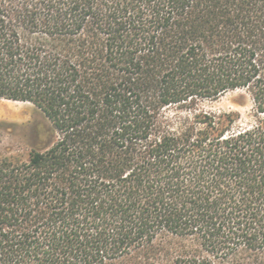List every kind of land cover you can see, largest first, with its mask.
<instances>
[{"label": "trees", "instance_id": "obj_1", "mask_svg": "<svg viewBox=\"0 0 264 264\" xmlns=\"http://www.w3.org/2000/svg\"><path fill=\"white\" fill-rule=\"evenodd\" d=\"M0 100V264H264V0H0Z\"/></svg>", "mask_w": 264, "mask_h": 264}, {"label": "rangeland", "instance_id": "obj_2", "mask_svg": "<svg viewBox=\"0 0 264 264\" xmlns=\"http://www.w3.org/2000/svg\"><path fill=\"white\" fill-rule=\"evenodd\" d=\"M206 107L215 111L239 112L243 123L254 120L253 100L245 91L230 92L218 101L207 103ZM43 120L31 104L0 100V154H6L8 150L27 151L34 130Z\"/></svg>", "mask_w": 264, "mask_h": 264}, {"label": "bare ground", "instance_id": "obj_3", "mask_svg": "<svg viewBox=\"0 0 264 264\" xmlns=\"http://www.w3.org/2000/svg\"><path fill=\"white\" fill-rule=\"evenodd\" d=\"M237 92V91H236ZM230 94V93H229ZM8 102H12V103H21V102H14V101H8ZM27 104V103H26Z\"/></svg>", "mask_w": 264, "mask_h": 264}]
</instances>
